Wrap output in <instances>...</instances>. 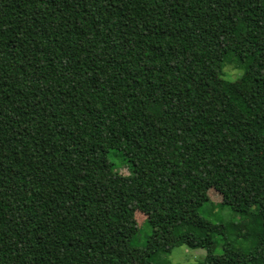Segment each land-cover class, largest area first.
<instances>
[{
    "label": "trees",
    "instance_id": "16d2710c",
    "mask_svg": "<svg viewBox=\"0 0 264 264\" xmlns=\"http://www.w3.org/2000/svg\"><path fill=\"white\" fill-rule=\"evenodd\" d=\"M177 246L264 264V0H0V264Z\"/></svg>",
    "mask_w": 264,
    "mask_h": 264
},
{
    "label": "rangeland",
    "instance_id": "374dc122",
    "mask_svg": "<svg viewBox=\"0 0 264 264\" xmlns=\"http://www.w3.org/2000/svg\"><path fill=\"white\" fill-rule=\"evenodd\" d=\"M223 71L230 78H234L238 74V71L235 70V68L231 65L228 66L226 65ZM223 77L226 78L227 76L223 75ZM113 159L115 164L117 165V168L121 167V165L124 162L121 156H115ZM119 171L122 174H125L127 169L125 167H121ZM214 197L215 196H212L211 198L214 199ZM200 214L214 223H222L224 225H230L233 223H238L240 221L239 215L234 213L229 207L212 206L210 203H206L200 208ZM145 216L146 215L139 210H135L134 212V218L139 225L143 223V221L145 220ZM146 235H147V230L142 228V230H140L135 236L136 242H142ZM215 239L217 240V246L215 252L219 254L221 252L220 242L222 237L220 235H215ZM203 255H204V250L202 249L199 248L192 249L186 246H177L174 247L167 256L171 261V263L191 264L194 263L196 260L200 259L201 256Z\"/></svg>",
    "mask_w": 264,
    "mask_h": 264
}]
</instances>
